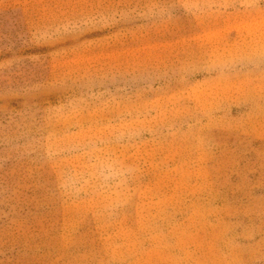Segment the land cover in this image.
I'll use <instances>...</instances> for the list:
<instances>
[{"label":"rangeland","instance_id":"374dc122","mask_svg":"<svg viewBox=\"0 0 264 264\" xmlns=\"http://www.w3.org/2000/svg\"><path fill=\"white\" fill-rule=\"evenodd\" d=\"M0 264H264V0H0Z\"/></svg>","mask_w":264,"mask_h":264}]
</instances>
